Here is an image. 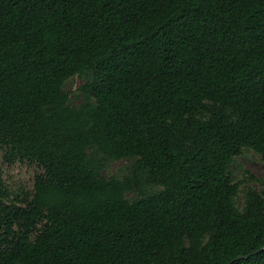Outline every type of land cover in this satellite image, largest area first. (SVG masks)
I'll return each mask as SVG.
<instances>
[{"label": "trees", "instance_id": "16d2710c", "mask_svg": "<svg viewBox=\"0 0 264 264\" xmlns=\"http://www.w3.org/2000/svg\"><path fill=\"white\" fill-rule=\"evenodd\" d=\"M245 150L264 0H0V264H264Z\"/></svg>", "mask_w": 264, "mask_h": 264}, {"label": "rangeland", "instance_id": "374dc122", "mask_svg": "<svg viewBox=\"0 0 264 264\" xmlns=\"http://www.w3.org/2000/svg\"><path fill=\"white\" fill-rule=\"evenodd\" d=\"M82 83V79L77 76L67 81L65 89L70 92V98L74 103H80L81 99L75 97L77 87ZM129 163L127 159L110 161L106 163L104 174L106 176L112 174H120L123 168ZM232 174L234 178L244 180L254 187H259L260 181H264V161L259 155L253 153L251 150H245V152L235 159L232 165ZM252 175L256 180L248 178V175Z\"/></svg>", "mask_w": 264, "mask_h": 264}]
</instances>
